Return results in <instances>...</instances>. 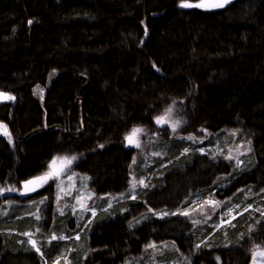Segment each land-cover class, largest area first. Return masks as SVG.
Segmentation results:
<instances>
[{"label": "trees", "instance_id": "obj_1", "mask_svg": "<svg viewBox=\"0 0 264 264\" xmlns=\"http://www.w3.org/2000/svg\"><path fill=\"white\" fill-rule=\"evenodd\" d=\"M201 1L0 0V90L14 98L0 102V122L12 138L0 135V157L11 159L0 165V213L10 199L54 194L53 183L23 198L9 190L21 188L28 159L35 168L23 139L42 124L33 88L50 72L72 74L70 86L45 101L63 129L86 83L97 84L110 120L96 143L70 147L64 130L56 135L55 166L87 176L94 196L103 197L93 221L51 222L48 201L43 221L34 205L13 206L14 217L0 216V264H53L55 257L65 264H128L150 242L173 245L175 261L181 253L192 264H249L248 241L264 246V0L180 6ZM167 113L179 122L175 131L156 123ZM137 128L142 144L159 150L146 167L145 160L133 162L141 152L125 139ZM227 131L249 145L243 165L199 153L186 139L200 134L209 140L203 145L211 144ZM73 157L70 164L61 159ZM134 173L146 186L123 198ZM195 195L252 208L214 231L217 219L202 225L177 213ZM152 211L167 214L158 219ZM42 226L64 238L46 244L39 233L41 255L24 233Z\"/></svg>", "mask_w": 264, "mask_h": 264}, {"label": "rangeland", "instance_id": "obj_2", "mask_svg": "<svg viewBox=\"0 0 264 264\" xmlns=\"http://www.w3.org/2000/svg\"><path fill=\"white\" fill-rule=\"evenodd\" d=\"M191 4V3H189ZM72 74L70 72H59L52 71L49 73L46 82L44 85H36L33 88L34 95L39 99L42 105V124L39 128L34 129L28 133L23 139V151H30L31 157L35 162V168L29 166V159L26 161L24 166L20 169V174L26 176L27 178L21 181V188L15 189L12 193L18 194L19 197H27L32 194H37L41 188L49 183L54 184V194L52 197L47 198L48 196H35L34 198H29L30 200L26 202H20L18 200L10 199L5 201V204L2 208L0 216L5 218L9 215L14 217L12 214L13 206L18 205H34L35 207V216L43 221L44 217L42 215L41 208L46 210L45 202L50 203V220L51 222L55 220L56 216H64L68 219L84 220V224L91 223L96 213L98 212L97 206L101 202L103 197L94 196V193L89 189L88 186V177L82 175L74 170H69L64 168L63 170L58 169V165L55 166L56 161L59 159L57 157L58 150L56 149L55 141L56 135L61 130H64V141L70 147H78L80 144H91L99 142L105 136L110 120L107 119L100 108V93L97 88V84L86 83L77 94L75 103L69 109L67 113V128L63 129L61 122H59L54 115L48 110L45 106V101L49 98L57 99V95L67 89L71 84ZM0 93L4 94L3 97H0V102L3 101H14L12 95L7 92L1 91ZM53 94L54 96H52ZM4 97H12V99H5ZM166 119L165 124L170 131L173 130V123L170 120V116L167 113L166 116L163 115ZM0 125L5 126L0 122ZM6 127V126H5ZM7 128V127H6ZM8 132V130H7ZM0 135L5 136L10 142L9 133L8 135L3 134V129H0ZM198 134L189 135L192 139H188V142L191 141L192 144H195L196 150L199 153L205 154L210 153L213 157H219L229 161H233L234 165L240 166L243 165L244 159H249V145L245 143L242 139H239V135L235 132H226L225 134H220L221 138L214 139L210 143L204 144L207 137ZM11 137V136H10ZM135 139L139 143V147L134 146L138 151V154L141 152V156H137L135 161L138 160L146 161V163H141L140 166H147L152 162V157L158 155L156 148L150 145L149 147L146 144H142L140 137L137 136ZM208 139H206L207 141ZM209 141V140H208ZM55 161V163H53ZM11 159H4L0 157V165H3L5 168L9 166ZM52 165V167H49ZM35 172V175L29 176L30 173ZM54 173L52 178L48 179L47 182L42 180H37L36 178L45 176L46 174ZM2 175L0 174V178ZM36 180V183L29 185V188L35 187V191H25L24 185L26 181ZM143 180L144 184H140L139 181ZM147 179L145 177L138 178L135 173L132 174V181L130 188L126 196L123 198H133L137 195V188H144L146 186ZM135 183V188L133 184ZM23 193V194H22ZM237 197V196H235ZM115 197H109V201L113 200ZM228 202L234 201L233 198L227 199ZM225 200L215 199L212 196L202 197L201 195H195L191 202L180 209L177 210V213H188L184 215L193 221V223H200L203 225L205 223H214V220L217 219V222L214 223V231L224 228L226 225L232 223L233 219L246 211L251 209V206L240 207L237 202L234 203H225ZM109 203V204H110ZM106 205V208H110V205ZM41 205V207H40ZM240 207V208H239ZM153 213V211H152ZM154 216L160 219L165 215L162 211H156L153 213ZM264 216V211L260 212ZM219 221V222H218ZM222 221H230V223H222ZM51 226V224H50ZM39 228V227H38ZM36 228L35 230H30L24 233L29 244L30 241H35V244L38 248L39 242L38 239L41 238L39 233H43L46 238V244H50L53 240V236L57 237L56 239L62 237V235L55 233V231H50L44 228L40 231ZM46 230V231H45ZM48 230V231H47ZM28 234V235H26ZM75 237H78V234L74 233ZM248 248H252V258L249 264H264V256L257 255L253 256L254 252L264 251V246H254L252 240L248 241ZM153 245L154 247H149ZM199 245V244H198ZM33 246V245H32ZM34 248V247H33ZM173 245L162 243L158 244L155 242H150L145 245L142 249V252L139 256H128V264H192L191 257L183 256L180 252L179 259L174 260L170 258V253L173 251ZM133 257V260L131 258ZM170 258V259H168ZM132 261V263H131ZM53 264H65V261H61V257H55Z\"/></svg>", "mask_w": 264, "mask_h": 264}, {"label": "snow or ice", "instance_id": "obj_3", "mask_svg": "<svg viewBox=\"0 0 264 264\" xmlns=\"http://www.w3.org/2000/svg\"><path fill=\"white\" fill-rule=\"evenodd\" d=\"M230 3V0H214L213 3L210 4H204V3H199V4H189V3H181V7H204V8H222L225 6V4ZM28 23H32V21H29ZM155 67V66H154ZM4 94L0 93V97H3ZM5 99H12V97H4ZM171 111V109H169V112ZM166 119L164 117H159L156 120L157 124H161V123H165ZM179 126V122H175L172 125L173 131H175L176 127ZM0 129H3V134L8 135L7 132V128L5 126L0 125ZM142 131V129H133L132 133L129 134L128 136L125 137V139L128 141L129 145H134L136 147H139V143L138 141L135 139V137L137 136L138 133H140ZM189 139H192V137H188ZM9 139L11 140V137L9 136ZM61 159H65L67 161L68 164L72 163V160L75 159V157L71 158V159H67V158H61ZM135 162V160L133 161ZM55 163V161L53 162ZM49 167H52V165H50ZM54 175V173H49L46 174L45 176L36 178L37 180H42L44 182H47L48 179L52 178V176ZM36 183V180H30V181H26L24 188L25 191H35V187L29 188V185H33ZM140 184H144V181L141 180L139 181ZM133 188H135V183L133 184ZM10 191H14L15 189H9ZM23 194V193H22ZM167 214V213H165ZM175 214V213H173ZM184 215H187L188 213H182ZM222 223H230V221H222ZM28 235V234H26ZM57 237L53 236L52 239H56ZM64 237H60V239H63ZM30 243H32L33 247L35 248L36 244L35 241H30ZM149 247H154L153 245H149ZM197 247H199V245H197ZM37 251H39V249H36ZM257 255H261L264 256V251H257L253 253V256H257ZM219 259V258H218Z\"/></svg>", "mask_w": 264, "mask_h": 264}, {"label": "water", "instance_id": "obj_4", "mask_svg": "<svg viewBox=\"0 0 264 264\" xmlns=\"http://www.w3.org/2000/svg\"><path fill=\"white\" fill-rule=\"evenodd\" d=\"M214 0H203L201 1L200 3H204V4H210V3H213ZM204 8V7H203Z\"/></svg>", "mask_w": 264, "mask_h": 264}, {"label": "crops", "instance_id": "obj_5", "mask_svg": "<svg viewBox=\"0 0 264 264\" xmlns=\"http://www.w3.org/2000/svg\"><path fill=\"white\" fill-rule=\"evenodd\" d=\"M30 245H31V244H30ZM31 246H32V245H31ZM34 249H35V250H36V249H39V251H37V250H36V251H37L39 254H41V255H42V251H41V249L39 248V246H38V248H37V247H35Z\"/></svg>", "mask_w": 264, "mask_h": 264}]
</instances>
